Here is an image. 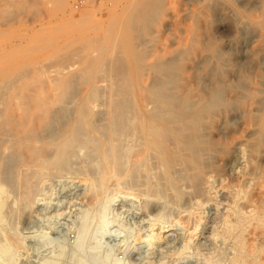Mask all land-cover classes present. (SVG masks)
<instances>
[{
  "label": "bare ground",
  "instance_id": "obj_1",
  "mask_svg": "<svg viewBox=\"0 0 264 264\" xmlns=\"http://www.w3.org/2000/svg\"><path fill=\"white\" fill-rule=\"evenodd\" d=\"M207 1L208 0H206V2ZM1 2H3V6L0 5V15L4 18L9 17L12 14V12L10 13V11L4 9V6H6V8L13 7L15 10H19L26 5V0H1ZM164 3L165 0H131L129 6L123 10L121 18L116 19L114 24L112 23L113 20H111L113 25H111L110 29H105L106 31L103 35V30L101 29L100 32H97L88 40L87 38L84 39V47L79 46L80 48L83 47L84 50L86 48L90 49L92 59L90 60V63L86 65V67H81L83 60L81 53L80 55L76 56L79 57V59L81 58L79 61H77V58L72 61L77 62L72 64L68 62L64 66L58 64L57 66L53 67L54 71H50V69L46 70L44 66H47V64H40L35 66L33 69L28 68L29 70L26 69V71H29L27 73L28 76L25 75V70H22V74L25 76V78L23 75L21 77L18 76L19 74L21 75V71L19 72L17 70L19 67L17 64L6 66L4 70H2V73L6 74V77L8 74L12 75L11 73H13V75L19 73L16 76L14 75L15 81L9 80V84L14 81L13 84L11 83L12 85L10 84V88L13 86V89H20L18 93L21 94L18 95H22L21 97L23 101L19 98V100H21L20 102H22L20 105L18 103V105L16 104L17 106L15 105V107H10L6 110V114L4 115L5 118H3V122L0 123V137L2 138L1 140H3L1 143H8V146L11 148L5 147L3 144L2 146L4 148H8L9 150H11L13 147V152L15 151V154L16 152L19 153V155L22 156V159L25 157V163L22 165L19 172H22L21 176L25 180L28 179L24 178L27 177L25 175L30 176V173L34 174L33 177H43L44 175H47L46 177H48V175H51V178H53V176L56 174H58L59 177V175L61 176L62 174L64 175L67 173L80 175V172H82L81 174L85 176L83 177L80 175L84 179L86 178L87 174L85 175L83 168H81L82 170L79 168L77 169L75 167V165H77L75 162L78 159L80 160L82 158L83 160V157H86L87 159H95V161H97L96 165H99L96 170L97 175H100L101 173V181L102 183L106 184L109 183V179H112L113 181L118 178L120 171L122 172L128 161L130 164L128 155L126 161L125 157L126 151L129 152L131 149L129 147L125 151L124 149L129 143L128 141L131 142V140H136L137 146L134 150L135 157H131V169L126 168L128 172L131 171L130 173L132 175L128 173L127 174L132 177L136 176L141 172H138L140 169L146 167L148 160L151 161V163L153 160H155L153 163L156 162L161 167L157 166L156 164L152 165L158 169L162 168L159 170V172H163V175L160 176L161 178L159 177V179L163 178V181L167 184H170L171 186L173 185L172 183L174 179L176 181L181 180V182L184 179H190L192 182L194 179L191 178V176L189 178L188 175L190 171L193 174L195 172L194 175H196V179L199 176L200 179L201 176L205 177L208 173H206L207 171H204L206 165L203 164V162L212 154L218 155L220 152L224 151L226 158H222V161L225 159L227 163H231L232 161L235 163V161L238 159V154L236 153L241 152L239 149L243 147L241 149L243 152L242 154L240 153L242 156L239 155V161L242 163L241 168L243 167L242 169H244L239 172V176L241 178L240 183L242 181L244 184L243 187H246L245 190L248 191L249 188L252 190V198L249 197V201V199L244 197L246 200H248V202L246 205L241 203L244 204L243 206H245V208L242 205L241 207L246 210L248 215V217L245 215V222H242L244 224V226L242 224V228H248L247 225L251 224L255 225L254 227L256 228L261 227L260 229L263 230L264 168H262L263 166H260L261 168L258 169L259 166L256 167L257 162L254 163V166L252 161L255 162V158L257 155L259 156V151L261 148H264V0H217L214 5L215 13L231 10V16L228 18L230 19L232 27L235 31V36H233V40H231L233 42L232 44H234L235 48H237L236 51L239 54V56L234 61L226 57L225 51L219 48L216 42L213 43L209 37L204 38L200 29L198 28L189 30L186 37H184L185 35L183 37H173L165 43L157 40V33L155 36L157 39L149 40L147 36H149V34L151 35L149 32L150 30L153 31V29L158 28L161 30H170L171 28L170 24L168 23L170 20L167 19L168 21H166L162 19V13L165 11ZM172 26L174 29V25ZM3 35V32L0 31L1 60L7 54L14 55L20 50V47L17 46L10 49L3 47ZM244 37L245 39L251 38L253 42L249 45L245 44L243 39ZM50 46L52 45H47L44 47H48L50 49ZM53 47L54 51L61 49L60 44L54 45ZM115 49L119 50L117 54L121 56H119L122 63L121 68L119 67L121 70H119L120 75L118 77L115 76L117 79L113 77L115 78L114 81L111 79L113 83L111 82L109 87H105L107 85L104 83V77H100V75H102V67L104 66L103 62L105 57ZM77 52L80 51L77 50ZM83 52L84 51L82 50V53ZM110 54L112 55V53ZM51 56L53 59L54 56ZM108 57H110V55ZM114 57L112 58L113 61ZM64 58H66V56ZM108 60L111 61L109 58ZM110 63H108V65ZM105 64L107 65V63ZM117 64L120 66V63L117 62ZM1 66L2 65H0V67ZM226 66L231 67L232 69L234 68L235 71H237V84H231L228 80H225L226 70H224V67ZM109 67L110 66H107L108 69ZM49 68H51V66ZM111 69L116 70L115 67ZM105 70L106 69L104 68V71ZM116 71L114 74L117 75ZM59 75L61 77H59ZM12 76L10 77L12 78ZM1 77L2 76H0V78ZM10 77H8V79ZM27 80L38 82L35 84V82L32 83L31 81L29 83L30 85H27L26 87L25 85ZM31 83L33 85L35 84V88H32L33 85H31ZM9 84L7 86H9ZM61 87L63 88V91L60 90ZM105 88H110L108 89V94ZM105 94L107 95L105 96ZM14 96L15 94L12 97ZM232 110H234L236 113L240 112L245 115L244 119L246 116L249 117V119L254 122V126L252 125V122H250L251 125L249 128L252 129L248 128L247 131H245L247 134L243 130L241 131L246 135L244 134L242 137V133H240L239 137H241V139L233 141L232 144L231 139H228L231 142H228L229 145L227 144V147H223L224 143L222 144L214 140H209L208 136L217 132L218 125L220 126L219 121L225 118L227 114L229 115L230 111ZM245 124L246 126L249 125L248 122ZM128 129L130 132H128L127 135L125 132L129 131ZM124 133L127 135L126 137ZM250 137L254 138L251 139ZM2 146H0V149L2 148L0 152H4V148ZM9 152L10 151H8V154ZM39 153L44 154H42L43 157L41 158H45V163H42V165L35 163ZM254 155L255 158H253ZM149 158H152L153 160ZM42 160L39 163H41ZM124 161L126 163H124ZM263 161L264 159L262 162ZM80 162L82 163V161ZM129 164L127 167H129ZM152 169L154 170V168ZM46 170L49 171L48 174H44ZM89 171H87V173ZM156 171L158 170L156 169ZM95 174L96 172L94 175ZM126 176L124 179L127 181L129 180V178L127 179L129 176ZM68 177L72 178L70 175H68ZM95 177H92L94 179L89 178V180L81 179L83 182L86 180L85 183L87 185H84L86 186L84 188L88 187L87 192L89 191L90 194L93 193L94 195L102 191L100 190L101 188H98L99 192L95 193V186L100 181L96 180ZM81 180H77L79 184L82 183H80ZM24 181L23 184L25 183ZM56 181L57 180H55V183ZM119 181L121 182V180ZM236 182L239 184L238 180ZM26 184H28V182ZM123 184L125 185L126 183ZM141 184L139 186H141ZM23 186L26 189L28 187H26V185ZM79 186L81 187V185ZM100 186L97 185V187ZM243 187L241 188L244 189ZM30 188L31 191L37 190L32 189V186ZM172 188H175V186ZM238 188L236 189L233 187L232 189L231 187L233 191L235 189L237 192L242 190L239 188L241 190L238 191ZM5 190L6 189H4V192H7V190ZM0 191L3 192L2 190ZM110 191L113 193L116 192L114 189L109 190V192ZM121 191L123 192L122 189ZM111 192L109 194H111ZM157 192L159 193L160 191H156V193ZM3 193H0V195H3ZM233 193H236V191ZM246 193L243 195L242 192H240L237 196L239 198L240 194L245 196ZM142 194L146 195L145 193ZM94 195L91 196L94 197ZM31 196L34 197V195ZM235 197L233 196L234 199H236ZM18 199L20 198H17V200ZM28 199L30 200V198ZM94 201L97 202V199ZM237 201L240 202V199ZM1 202L3 203V201ZM98 202H100V199ZM238 202H234V204ZM230 208L232 207H229V209ZM235 208L234 214H236L235 210L236 212H240V210L238 211V209ZM237 208H239V206ZM231 211L233 212V210ZM231 214L234 215L233 213ZM239 214L241 216V213ZM230 216L229 219H231ZM247 220L248 223H246ZM233 222L235 224H233ZM233 222L232 224L236 229L234 231L238 232L237 230H239L238 227H241V223L239 226L238 223L240 221L236 222L234 219ZM229 224L228 226L231 225ZM89 228L90 227H88V230ZM228 230L229 232L231 231L230 229ZM244 230L242 229V231ZM242 231L241 233H239L240 231L238 233L242 235ZM252 231L255 232L253 229ZM239 234L238 238L236 233L232 236H235V239H238V242H235L238 243L240 248L243 247L245 242H249L246 246L249 244L252 245L255 242V246L259 247L260 244L258 243L259 246H257L256 241L262 242L264 240V230L258 235L257 233H255L256 235L247 234L248 237L246 235V238L239 236ZM232 236L230 235V237ZM252 246V249L255 248L254 245ZM239 247L238 250H246V248L240 249ZM250 247L251 246L247 247V249ZM252 249H248L245 252H254L255 250L253 251ZM256 253L258 254V252ZM252 255H250V258L253 257V261L248 257H246V259L248 258L250 262L255 264L254 260L257 259L256 256L258 257V255L255 254L254 256V253ZM237 258L238 257H236V259ZM243 261L245 262V260ZM250 262L248 264H250Z\"/></svg>",
  "mask_w": 264,
  "mask_h": 264
},
{
  "label": "rangeland",
  "instance_id": "obj_2",
  "mask_svg": "<svg viewBox=\"0 0 264 264\" xmlns=\"http://www.w3.org/2000/svg\"><path fill=\"white\" fill-rule=\"evenodd\" d=\"M208 1L165 0V11L162 13V19L166 21L170 20L168 23L171 28L170 30H161L159 28L153 29V31L150 30L149 32L153 36L149 34V36H147L148 39L152 40L158 38V41L165 43L173 37H183L184 35V37H186L189 30L198 28L204 38L209 37L213 43L216 42L219 48L225 51L227 58L233 61L236 60L239 54L236 51L237 48H235V45L232 44V38L235 36V31L228 18L231 16V10L215 13L214 5L217 0H211L213 2L210 0ZM130 2L131 0H26V5L19 10H15L13 7L6 8V6H4L3 8L10 11V13L12 12V14L6 18L0 15V31L4 34L3 47L10 49L17 46L20 47V50L17 54H7L2 60L0 59V65H2V68L0 67V73H2V70H4L6 66L11 64H17V66H19L17 70L19 72L21 71V75L19 73H16V75L19 74L18 76L20 77L23 75L22 72L24 70L25 75H27L29 72L28 68L33 69L40 64H47V66H44L45 69L54 71L53 67L58 64L64 66L67 62L72 64L79 61L81 58L79 59V57L76 56L80 55V53L81 56H83L81 67H86V65L90 63L92 55L90 54L89 48H86L85 50L83 49V45H85L84 39L87 38L88 40L97 32H100L101 29L103 30V35L107 29L111 28V25L114 24L116 19L121 18L123 10L129 6ZM0 5L3 6L1 0ZM111 20H113V24L111 23ZM172 25H174V29ZM156 33L157 38L155 37ZM243 39L247 45L253 42L251 38L245 39L244 37ZM57 44H60L61 49L54 51L53 46ZM47 45L52 46H50V49L48 47L45 48L44 46ZM79 46L83 47L80 48ZM77 50L80 52H77ZM82 50L85 53H82ZM54 52H56L57 55ZM118 52L119 50H112L110 53H112L113 56L109 53L108 56L110 55V57L106 56L103 62L104 66L102 67V75H100V77H104V83L107 85L105 87H109V85H111L110 83H113L114 79L120 75L119 70L122 63L121 58H119L120 55L117 54ZM51 55L54 56L53 59ZM62 56H66V58ZM113 57L114 61L112 59ZM60 58L64 59L61 60ZM108 58L112 60L109 61ZM74 59H77V61L72 62ZM52 62L53 64H56L53 65ZM117 62L120 63V66H118ZM105 63H107V65ZM108 63L110 64L108 65ZM32 64L35 65L33 66ZM48 64L51 68H49L50 66ZM111 65L115 67L117 71L111 69L113 68ZM107 66H110L109 69ZM104 68L106 69L105 71ZM26 69L28 70L26 71ZM224 70H226L225 80H228L231 84H237V71H235L234 68L232 69L227 66L224 67ZM115 71L117 75L114 74ZM11 74L13 75V73ZM12 75L8 74L6 77V74H0V76H2L0 78V123L3 122L2 119L5 118L4 115L8 108L15 107L18 103L20 105V103H22L20 101H23L21 97L22 95H18L21 94L18 93L20 89H13V86L10 88V84H13L15 81V74ZM10 76H12V78ZM8 77L10 78L8 79ZM59 77L61 76L59 75ZM109 79H112L113 81H110ZM9 80L14 81L9 84ZM31 81L32 80H27L25 86L27 87V85H30L29 83ZM33 82L35 81H32V83ZM37 82L38 81H36L35 84H37ZM32 83L31 85H33ZM8 84L9 86H7ZM108 89L105 88L107 94L109 93ZM60 90L63 91V88L61 87ZM14 94L15 96L12 97ZM107 94H105V96ZM19 98L21 100H19ZM242 115L243 114L240 112L236 113L234 110L230 111L229 115L227 114L225 118L219 121L220 126L218 125L217 132L210 134L212 136H208L209 140H214L222 144L224 143L223 147H227V144L229 145L228 142L230 141L228 139H231V144L233 141L241 139V137H239L240 133H242L241 131H247L251 125L250 122H252V125L254 126V122L251 121L249 117L246 116L245 120V115ZM246 122L250 124L246 126ZM128 132H130V130L125 133L128 135ZM245 133H242L241 136L243 137ZM126 134L125 137L127 136ZM250 138L253 139L254 137ZM1 139L2 138L0 137V140ZM2 141L3 140H1L0 143ZM128 142V144L126 143L128 146L126 145L124 151L127 150L128 147L131 150L129 149V152L126 151L125 161L128 155L131 164L132 158L135 157L134 150L136 149L137 141L131 140V142ZM3 143H1L0 146H2ZM4 145L5 147L11 148L8 146V143L3 144V146ZM8 148H4V152L1 151L3 153L0 152V190L3 192L4 189L7 190V192L4 193L0 191V193H3V195H0V202L3 201V203H5H0V224H2L0 225V264H232L233 262V264H240L241 259V264H248L250 262L248 258H250V255L253 253L254 256L255 254L258 255V257L256 256L257 259L254 260L255 264H264V240L262 242L255 240L257 246L260 244L259 247L255 246V242L254 244L251 243L255 246L253 249V246L250 244L246 246L249 242L244 243V248H240L237 243L238 234L241 233L242 229L246 230L242 231L243 234H239V236L244 237L246 231L244 238H246L247 234L253 235L257 233L258 235L264 230L260 229L261 227L256 228L254 227L255 225L251 224L247 225L248 228H242V224L245 222V215L248 217L246 210L244 209L245 206L243 205H246L248 202L246 199H249L250 201V198H252V190L247 187L249 188L248 191H250L248 192L245 190L246 187H243L244 184L242 181V184L240 183L241 178L239 172L244 169H242L243 167L241 168L242 163L239 161V155L242 154L243 150L241 149L243 147L239 149L241 152L238 151L239 153H236L238 154V159H235V163L234 161H232L233 163H227L225 159V161H222V158H226L224 151L220 152L218 155L212 154L203 162V164L206 165L204 171H207L206 173H208L205 177L201 176L200 179L199 176V179H196V175H194L195 172L193 174L190 171L188 175L189 178L191 176V178L194 179L192 182L190 179H184L185 181L183 180L182 182L181 180L176 181L174 179L172 186L165 183L163 178L159 179V177L163 175V172H159L162 168L158 169L157 167H154L155 164L159 167L161 166L156 162L153 163L155 160L152 158H149L153 160L152 163L149 160L146 163L147 169L146 167H143L138 171L141 172H137L138 174L136 173L137 175L135 174L136 176L133 177L128 175L131 174V171L128 172L126 170V168L131 169L128 161L127 165L129 164V167L126 165L122 172L120 171L118 178H116L117 180L115 179L112 181V179H109V183L106 184L101 181V173V177L99 174V176L97 175L96 170L99 165H96L97 161H95V159H91L92 161L86 157H83V160L82 158L80 160L78 159L75 162L77 164L75 167L77 169L83 168V172L85 175L87 174L84 179H94L92 177L96 176L97 178L95 177V179L100 180L97 185L101 186L97 187L96 185V189L94 190L95 193H98V188H101L100 190L102 191L98 193L99 196L98 194L94 195L93 193L90 194L89 191L87 192L88 187L84 188L86 187L84 185L87 184L85 183L86 180L84 182L82 181L84 180L83 177H85L81 174L82 172H80V175L83 177L77 174V176L71 173L68 174L66 172L67 174H62L63 176L59 175V177L58 174H56L57 176L54 175L55 177L53 176V178H51V175H48L49 179L46 177L47 175H44L43 177H33L34 174L30 173V176L25 175L27 177H24L28 178L26 179L28 184H26V180L21 176L22 172L19 173L22 165L25 163V157L22 159V156H20L19 153L16 152L15 154V151L13 152V147L11 150ZM8 151H10L9 154ZM260 151L259 156L257 155L255 158L254 155L253 157L255 158V160L253 159L255 162L252 161L253 164L257 162L256 167L259 166L258 169L262 166V168H264V161L262 162L264 159V148H261ZM42 154L39 153L37 155L39 161L36 159L35 163L39 165L45 163V158H41L43 157ZM41 160L42 162L39 163ZM87 160H90V164ZM80 161H82V163ZM125 161L124 163H126ZM92 165L95 167V170ZM151 167L154 168V170ZM156 169L158 171H156ZM87 171L89 172L87 173ZM95 172L96 174L94 175ZM48 173L49 171L46 170L44 174ZM125 173H128L127 176L129 177H127ZM68 175L72 178H69ZM125 176L127 179L129 178V180L126 181L124 179ZM118 179L121 180V182ZM22 180H25L24 184ZM55 180H57L56 183ZM77 180H81L80 183H82L79 184ZM237 180L239 181V184L236 182ZM175 181L178 184H174ZM123 183H126L127 186ZM139 183H142L141 186H139ZM23 185H26V187L28 186L27 189ZM79 185H81V187ZM31 186L32 189H37L38 191L34 190L35 193L33 194L34 191H31ZM173 186H175V188H172ZM238 186L239 188L243 187L244 189L241 188V190ZM231 187L232 189L233 187L236 189L238 188V191H241L237 192L236 189L233 191ZM113 189L116 192L113 193L110 191L111 194H109V190ZM155 190L160 191V194L158 192L157 194ZM232 191H236V193H233ZM240 192H242L243 195L246 193V195L242 196L240 194L238 198L237 195ZM26 193L27 195H30L27 196ZM142 193H145L146 195ZM31 195H34V197L37 196L34 198ZM91 195H94V197ZM233 196H237L235 198L237 200L240 199V202L234 199ZM244 197H246V199ZM17 198H22V201L20 199L17 200ZM28 198H30V200ZM96 199L97 202L100 199L101 203L94 201ZM234 202L238 203L234 204ZM241 205L244 208L241 207ZM236 206H239V208ZM229 207L232 208L229 209ZM233 207H236L235 209H238V211L240 210V212H236L235 210L236 214H234ZM231 210H233V212ZM239 213H241V216ZM229 216L231 219H229ZM239 217H244V221H241L242 218L240 219ZM234 219L236 222L240 221L238 223L239 226L241 223V227H238L239 230H237L238 232L240 231L239 233L234 231L236 230L234 228L235 226H233V224H235L233 222ZM226 221L228 224L230 221V224L234 229L230 224V226H228ZM246 223H248V220ZM88 227H90L89 230ZM228 229L231 230V233ZM232 229L237 234V240L235 239V236H232L235 235ZM252 229L255 230V232L252 231ZM230 235L233 238L230 237ZM249 246H251L248 248L249 250L252 249L255 251L251 253L248 251V254L245 251L248 250L247 247ZM238 247L240 249L246 248V250H238ZM256 252H258V254ZM236 257L238 258L236 259ZM246 257H248V260ZM252 258L250 259L252 260ZM243 260H245V262ZM250 264L253 263L250 262Z\"/></svg>",
  "mask_w": 264,
  "mask_h": 264
}]
</instances>
